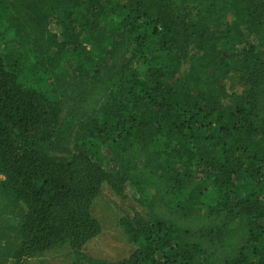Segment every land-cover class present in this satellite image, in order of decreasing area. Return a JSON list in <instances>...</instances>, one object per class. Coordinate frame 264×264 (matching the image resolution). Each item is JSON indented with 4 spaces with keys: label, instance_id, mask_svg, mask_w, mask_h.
I'll use <instances>...</instances> for the list:
<instances>
[{
    "label": "trees",
    "instance_id": "obj_1",
    "mask_svg": "<svg viewBox=\"0 0 264 264\" xmlns=\"http://www.w3.org/2000/svg\"><path fill=\"white\" fill-rule=\"evenodd\" d=\"M0 38V264H264V0H0ZM104 184L145 208L119 262L85 253Z\"/></svg>",
    "mask_w": 264,
    "mask_h": 264
},
{
    "label": "rangeland",
    "instance_id": "obj_2",
    "mask_svg": "<svg viewBox=\"0 0 264 264\" xmlns=\"http://www.w3.org/2000/svg\"><path fill=\"white\" fill-rule=\"evenodd\" d=\"M59 27L56 20L52 22V29ZM0 38V45H3ZM8 53L15 52L9 46ZM196 51L194 50L193 53ZM189 64L185 63L183 73L187 72ZM230 94H241L244 90L235 75H231L226 82ZM229 106V100H224ZM76 143H72L63 149L48 148L46 153L53 159L59 161L68 160L76 151ZM103 168L109 169L114 165V158L109 157L105 151L94 154L92 157ZM200 178V176H199ZM124 198L114 194L109 185L104 184L93 205V214L102 227V233L90 241L85 247V253L89 257L119 262L128 258L134 251L128 234L125 232L123 223L132 217L134 211L144 214V206L139 202V195L134 187L128 185L124 189ZM26 264H74V257L67 245H61L49 249L39 256L29 260Z\"/></svg>",
    "mask_w": 264,
    "mask_h": 264
}]
</instances>
